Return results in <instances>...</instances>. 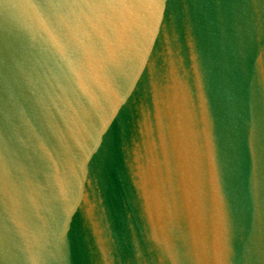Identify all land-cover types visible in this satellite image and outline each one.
Listing matches in <instances>:
<instances>
[{"label":"water","instance_id":"water-1","mask_svg":"<svg viewBox=\"0 0 264 264\" xmlns=\"http://www.w3.org/2000/svg\"><path fill=\"white\" fill-rule=\"evenodd\" d=\"M0 264H264V0H0Z\"/></svg>","mask_w":264,"mask_h":264}]
</instances>
